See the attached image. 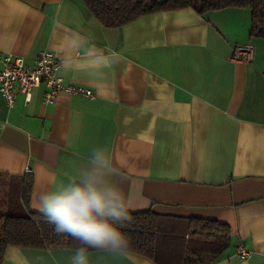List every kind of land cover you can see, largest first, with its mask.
Masks as SVG:
<instances>
[{
	"label": "crops",
	"instance_id": "crops-1",
	"mask_svg": "<svg viewBox=\"0 0 264 264\" xmlns=\"http://www.w3.org/2000/svg\"><path fill=\"white\" fill-rule=\"evenodd\" d=\"M250 31L247 7H186L109 28L81 0H0V52L31 65L50 51L64 83L94 93L61 90L44 102L42 83L10 108L0 95V174L12 183V209L43 215L38 192L79 182L102 151L129 212L152 211L181 234L193 219L226 225L228 246L209 264H264V38ZM245 44L252 61H234ZM112 53L108 66L94 63ZM89 251V264H158ZM73 252L7 246L1 264H71Z\"/></svg>",
	"mask_w": 264,
	"mask_h": 264
},
{
	"label": "trees",
	"instance_id": "trees-1",
	"mask_svg": "<svg viewBox=\"0 0 264 264\" xmlns=\"http://www.w3.org/2000/svg\"><path fill=\"white\" fill-rule=\"evenodd\" d=\"M105 27L116 28L155 12L191 7L200 14L228 7L251 12L250 36L264 38V0H81ZM0 174V264L7 246L35 249H75L79 241L57 234L44 215L14 211L9 200L14 189ZM32 178L22 181L19 198L28 205ZM14 195V194H13ZM15 202V199L12 200ZM132 219L121 230L129 239L127 251L144 255L158 264H209L228 246L229 227L215 221L193 219L183 233L152 211L129 212ZM187 236V237H186Z\"/></svg>",
	"mask_w": 264,
	"mask_h": 264
},
{
	"label": "clouds",
	"instance_id": "clouds-1",
	"mask_svg": "<svg viewBox=\"0 0 264 264\" xmlns=\"http://www.w3.org/2000/svg\"><path fill=\"white\" fill-rule=\"evenodd\" d=\"M97 56L94 63L108 66L112 57ZM111 166L102 151H96L92 167L80 173L79 182L46 187L37 194L35 207L57 234L79 241L71 264H89L90 249L125 253L129 239L121 229L131 221L123 190L109 183Z\"/></svg>",
	"mask_w": 264,
	"mask_h": 264
},
{
	"label": "built area",
	"instance_id": "built-area-1",
	"mask_svg": "<svg viewBox=\"0 0 264 264\" xmlns=\"http://www.w3.org/2000/svg\"><path fill=\"white\" fill-rule=\"evenodd\" d=\"M253 56L254 49L250 44L236 46L232 53L234 61L250 62ZM59 68L60 62L50 51H40L31 65L18 55L0 52V95L10 108L14 105L18 94L24 97L25 102H29L33 90L43 83L46 86L44 102H50L61 90L71 94L94 97L91 89L64 83L58 75ZM29 171L30 168H27L26 172ZM236 253L241 258H246L250 254L242 245L236 248Z\"/></svg>",
	"mask_w": 264,
	"mask_h": 264
}]
</instances>
